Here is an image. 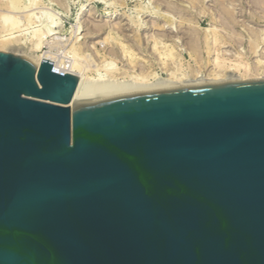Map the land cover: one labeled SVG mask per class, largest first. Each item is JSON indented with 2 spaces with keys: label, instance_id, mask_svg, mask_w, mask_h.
<instances>
[{
  "label": "water",
  "instance_id": "obj_1",
  "mask_svg": "<svg viewBox=\"0 0 264 264\" xmlns=\"http://www.w3.org/2000/svg\"><path fill=\"white\" fill-rule=\"evenodd\" d=\"M78 84L0 52V264H264V80Z\"/></svg>",
  "mask_w": 264,
  "mask_h": 264
},
{
  "label": "rangeland",
  "instance_id": "obj_2",
  "mask_svg": "<svg viewBox=\"0 0 264 264\" xmlns=\"http://www.w3.org/2000/svg\"><path fill=\"white\" fill-rule=\"evenodd\" d=\"M9 1L0 0V52L29 61L78 56L92 77L106 60L126 80L226 72L262 81L255 77L264 74V0H18V10Z\"/></svg>",
  "mask_w": 264,
  "mask_h": 264
},
{
  "label": "bare ground",
  "instance_id": "obj_3",
  "mask_svg": "<svg viewBox=\"0 0 264 264\" xmlns=\"http://www.w3.org/2000/svg\"><path fill=\"white\" fill-rule=\"evenodd\" d=\"M9 2L14 10L20 9L18 6V0H11ZM31 17L29 16V18ZM12 18L10 19L7 18V19L12 20ZM15 21L13 23L10 22L13 27L12 29H14L15 26L17 27L18 25V23ZM39 33L37 34L39 38H41L42 35L45 34L44 32L41 34ZM59 39L60 38H58V40ZM77 57L75 56V58L70 62H58L57 60L54 61V56L51 53H45L39 56L38 59H34V56L31 59V62L37 67L41 65L42 60H50L51 62L55 63L54 69L59 74H74L79 78V84L70 106L91 103V102H96L111 98H117L127 95H134V94H141V93H148V92H155V91H162L169 89H177V88H184V87H191L198 85L242 82L241 80L238 79V77L236 79L230 75L228 76L226 72H222L221 74H215L214 76H208V77L197 76V78L194 79H187L185 77L181 78L174 74H171L170 78L165 79L159 77L157 74L135 73L129 76V80H126L125 78L129 73L123 72L120 69H116V67L113 68L111 66V63H109L106 60H103L102 64L96 67L97 69L95 68L97 75L95 77H92L87 74L89 72L88 70L89 68L83 65V63H81V61L79 60L80 58L78 59ZM102 70L106 71L105 75L101 73ZM255 79L263 81L264 74H259V77H255Z\"/></svg>",
  "mask_w": 264,
  "mask_h": 264
},
{
  "label": "built area",
  "instance_id": "obj_4",
  "mask_svg": "<svg viewBox=\"0 0 264 264\" xmlns=\"http://www.w3.org/2000/svg\"><path fill=\"white\" fill-rule=\"evenodd\" d=\"M55 70V69H54Z\"/></svg>",
  "mask_w": 264,
  "mask_h": 264
}]
</instances>
